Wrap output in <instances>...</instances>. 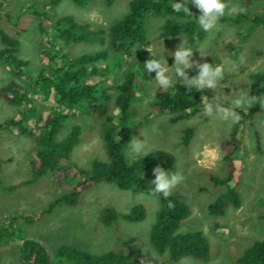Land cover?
Masks as SVG:
<instances>
[{"label":"rangeland","instance_id":"rangeland-1","mask_svg":"<svg viewBox=\"0 0 264 264\" xmlns=\"http://www.w3.org/2000/svg\"><path fill=\"white\" fill-rule=\"evenodd\" d=\"M129 1L114 0L112 5L106 6L102 0H87L85 6L78 7L71 0H61L52 8L47 5L49 0H0V30L18 41L17 55L28 62L26 76L18 82L29 89V98L18 107L8 105L0 97V123L24 115V128L35 132L37 118L54 110L50 89L45 95L35 91L32 86L33 77L42 72L48 74V70L53 68L45 57V51L55 53L60 50L57 54L67 53L68 58L107 52V58L92 67L99 72L90 75V80L94 82L105 79L120 81L128 70L139 71V62L150 58V53L146 51L148 48L154 51L158 59L165 58L168 66L173 67L171 53L175 52L183 39L180 36L159 39L163 19L151 14L145 20L147 45H137L128 57L123 53L111 52L108 46L109 28L128 13ZM231 2L246 8V16L264 17V0ZM186 6L195 8L191 3ZM64 16H71L76 22L88 24L92 29L107 31L104 45L97 42H61L52 24L55 18ZM193 59L201 63L213 61L217 66L224 64L226 67L224 80L214 91H200L201 108L194 117L173 123L171 114L154 111L151 102L158 87L154 80L156 73H148L145 69L147 78L141 81V87L132 101V118L142 123L139 133L141 142L149 149L147 154L158 149L170 152L175 163L165 171H178L186 177L171 195L183 199L189 208V215L181 220L177 232L202 233L210 246L207 264H239L236 259L245 249L255 241H264V86L260 110L252 120L243 124L240 133L243 146L234 154L240 169L237 191L241 205L239 208L228 207L223 217H213L207 210L208 205L225 191L222 186H214L210 177H224L226 174L221 144L236 123L203 115V97L211 99L212 96H220L227 102L224 106L230 107L228 103L237 98L239 91H247L250 95V74L264 71V27L249 20L239 25L219 20L194 50ZM188 74L190 79L198 75L191 73V69ZM170 75L175 77L174 69L170 70ZM11 79L10 71L0 65V88ZM176 81L188 84L179 78ZM238 109L248 110L249 107ZM71 115L56 135V140L61 141L74 127L80 131L77 145L69 158L62 161L64 172L45 175L35 182L31 181L29 155L34 138L23 135L22 130L15 128L0 129V228L12 219L17 221L12 239L0 241V264H20L19 250L23 238L40 243L53 264L58 263L56 251L60 246H70L92 255L121 252L128 259L126 264H141V261H145V264H205L189 257L171 263L166 254L157 253L151 245L150 232L161 207L162 193L153 196L100 183L85 189L73 206L62 203L53 205L78 180L77 169L89 170L95 160L107 161L101 119L83 109ZM112 115H116L114 107ZM187 127L193 128V138L185 147L181 144V136ZM133 137L123 146L128 163L145 155L131 151L129 143ZM206 146H219L221 156L214 165ZM153 170L142 172L143 179L154 181ZM136 206L144 209L143 220L128 222L121 217ZM106 209L118 214L117 220L109 225L100 220Z\"/></svg>","mask_w":264,"mask_h":264},{"label":"trees","instance_id":"trees-1","mask_svg":"<svg viewBox=\"0 0 264 264\" xmlns=\"http://www.w3.org/2000/svg\"><path fill=\"white\" fill-rule=\"evenodd\" d=\"M61 0H49L47 5L55 8ZM106 6L112 5L114 0H102ZM71 2L83 7L87 0H71ZM181 0H130L129 11L122 20L114 23L109 28L108 46L113 54L123 53L130 56L137 45H147L146 16L151 14L162 18L163 22L159 32V39L180 36L196 50L204 41L207 32L199 25L195 18L200 15L196 8H189L194 14L193 18L185 12H176L171 5ZM244 20H249L255 25L264 27V17L246 16L244 14L233 17H222L221 22L239 25ZM53 31L61 42L82 43L97 42L104 45L107 31L92 29L88 24H80L71 16L58 17L52 24ZM0 65L7 68L11 74V80L0 88V97L10 106H21L29 98V89L24 88L18 81L26 76L28 62L21 59L18 53V41L0 30ZM54 49V43L52 44ZM45 51V57L53 64L48 74L39 73L34 78L33 88L37 92L46 95L50 89L55 108L44 117L39 116L32 132L30 128H24L21 115L18 119H8L0 123L1 130L15 128L22 130V134L34 138V146L29 155L31 158V181L35 182L45 175L64 172L62 161L67 160L79 141L80 131L74 127L61 141L56 140L62 124L68 116L74 115L83 109L92 116L102 121V138L107 150V161L92 163L89 170L77 169L78 180L72 188L57 198L53 205L62 203L75 205L81 193L100 183L114 184L118 189L130 190L151 194L154 185L143 179L142 172L154 169L157 165L164 170L171 168L175 163L174 156L165 150H155L128 163L123 153L124 144L131 136L142 140L139 129L142 125L134 121L132 101L142 80L147 78L143 63L139 62V71L128 70L120 81L105 79L99 82L90 80L92 73H99L92 68L96 63L105 60L108 53L105 51L83 55L77 58H68V54ZM207 63L217 66L215 62ZM52 71V72H50ZM191 73L198 70L191 69ZM250 96L256 97L248 110L237 109L241 119L236 123L225 139L221 148L224 151L226 174L224 177L211 176L214 186L225 188L208 205V213L213 217H223L228 207L239 208L241 205L240 195L237 191L239 185L240 169L234 154L241 148L240 137L243 124L253 119L260 110V100L264 86V71L252 73ZM201 93L195 87L185 83H175L172 88L165 91L157 87L151 108L158 112L171 114L172 122L189 120L201 108ZM112 107L116 115H112ZM71 115V116H72ZM193 138V128L187 127L182 131L181 144L188 146ZM240 146V147H239ZM1 172V163H0ZM171 202L174 207H169ZM161 207L157 214L156 222L150 232V242L159 254H166L168 261L176 263L183 258H193L207 264L210 254V246L207 239L200 232L179 234V223L189 215V208L183 199L177 196L161 197ZM145 212L142 206H136L129 213L121 216L128 222H138L144 219ZM118 214L112 209L102 212L100 220L109 225L116 221ZM16 219H12L0 228V241H9L14 234ZM56 255L57 264H126L127 257L119 252H106L100 255H92L70 246H60ZM239 264H264V241H255L244 250L236 259ZM20 264H53L51 263L45 248L32 239L23 238L19 250Z\"/></svg>","mask_w":264,"mask_h":264},{"label":"clouds","instance_id":"clouds-1","mask_svg":"<svg viewBox=\"0 0 264 264\" xmlns=\"http://www.w3.org/2000/svg\"><path fill=\"white\" fill-rule=\"evenodd\" d=\"M188 3L194 5L199 11L200 15L195 18L200 27L205 31H211L214 29L219 20L225 15L236 16L240 14H246L247 9L232 4L231 0H182V2H176L171 5L172 9L176 12H185L192 18L194 14L190 12L186 6ZM150 53V58L146 60L143 65L148 73L155 72V82L157 85L167 91L174 86L177 82L176 78L186 81L190 87H195L198 91L215 90L218 84L224 80L226 67L224 64L213 66V64L193 59V48L187 45L185 40L177 46L174 53H171L174 66L169 67L165 58L158 59L151 48L146 49ZM201 54V53H200ZM204 56L201 54V58ZM243 57H241V60ZM234 68L235 65H232ZM174 69V74L170 75V70ZM198 70V75L193 78H189L188 70ZM205 103L203 104V115L208 117L217 116L224 121L231 120L233 123H238L241 119L240 115L236 111L238 108L251 107L256 97L250 96L247 91H239L237 98L231 101L230 107H225V102L220 96H212L211 99L203 97ZM131 151L137 155L147 154L149 149L139 139L133 137L130 141ZM206 152L210 155L213 165L220 159L221 153L219 146L208 148L206 146ZM155 180L152 181L154 188L151 194L156 196L157 194H163V198L167 199L172 195L173 190L181 185L186 177L180 172L175 171L173 173L166 172L162 167L157 165L154 170ZM169 207L174 205L169 202ZM141 264H145V261H141Z\"/></svg>","mask_w":264,"mask_h":264}]
</instances>
